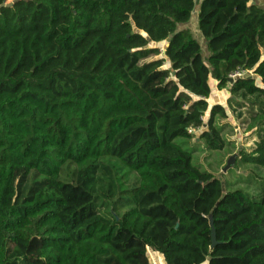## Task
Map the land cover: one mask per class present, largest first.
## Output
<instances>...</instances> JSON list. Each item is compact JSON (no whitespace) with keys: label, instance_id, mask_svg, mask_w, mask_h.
Returning <instances> with one entry per match:
<instances>
[{"label":"trees","instance_id":"trees-1","mask_svg":"<svg viewBox=\"0 0 264 264\" xmlns=\"http://www.w3.org/2000/svg\"><path fill=\"white\" fill-rule=\"evenodd\" d=\"M253 1L202 0L206 45L181 27L194 0L0 8V264H153L149 248L166 264H264V176L254 195L226 190L176 142L222 150V121L246 108L262 134L238 160L264 169V7ZM238 68L257 77L230 85ZM210 80L231 86L229 105L210 103Z\"/></svg>","mask_w":264,"mask_h":264},{"label":"rangeland","instance_id":"rangeland-1","mask_svg":"<svg viewBox=\"0 0 264 264\" xmlns=\"http://www.w3.org/2000/svg\"><path fill=\"white\" fill-rule=\"evenodd\" d=\"M192 23L193 21L189 22L187 25H192ZM196 28L193 27V31H195ZM201 37L200 40L203 42L204 37ZM166 43L167 41H164L161 43H151V45H157L163 49ZM167 65L168 64L165 63V66ZM246 76L257 77L251 70L247 72ZM210 83L214 87V92L210 97V103L213 104L219 102L229 105V98L231 97L229 89L231 86L228 85L227 88L219 90L216 86V81L210 80ZM243 111L244 116L241 118H238L236 113H234L235 116L232 115L229 119L222 121L227 125V137L229 141H231V144L228 143V145L222 150L209 149L203 141L199 140L198 136L195 138H177L176 142L193 153V161L196 165L204 170L214 173L220 178L226 190L241 189L254 195L257 192L255 188L261 185L260 183L257 185L256 182L263 178L264 169L261 171L253 164H243L238 158L241 149L250 152L256 148L262 130L258 127L249 130V121L247 119L249 118V114L246 108H244ZM207 119L208 114H205L204 121L206 122ZM196 133H199V131ZM107 160L114 163L117 168L120 167L119 162L116 160ZM125 173V170L120 172L121 175H124ZM131 176L134 177L135 174H131ZM153 252V250H149L150 259L158 262V259L154 258V255L152 256Z\"/></svg>","mask_w":264,"mask_h":264},{"label":"water","instance_id":"water-1","mask_svg":"<svg viewBox=\"0 0 264 264\" xmlns=\"http://www.w3.org/2000/svg\"><path fill=\"white\" fill-rule=\"evenodd\" d=\"M16 1L18 0H12V1H7L5 0L2 4H0V8L2 7H8V6H12ZM195 1V6L194 9L192 11V16L190 21H188L186 23V26L184 28H190L192 30V32L194 33L195 37L196 35L199 33L198 31H201L199 28V13H200V6H201V2L202 0H194ZM255 1H253L254 3ZM193 21L192 25H187L189 22ZM185 24V23H184ZM182 25V24H181ZM197 28H196V27ZM193 27L196 28L195 31H193ZM197 31V32H196ZM202 33V32H201ZM203 36V34H202ZM204 37V36H203ZM197 38V37H196ZM198 39V38H197ZM205 39V38H204ZM199 40V39H198ZM200 41V40H199ZM201 42V41H200ZM203 45H206V40L205 42H201ZM231 82H233L232 79H230ZM213 240H214V244L216 243V235L215 233L213 234Z\"/></svg>","mask_w":264,"mask_h":264},{"label":"built area","instance_id":"built-area-1","mask_svg":"<svg viewBox=\"0 0 264 264\" xmlns=\"http://www.w3.org/2000/svg\"><path fill=\"white\" fill-rule=\"evenodd\" d=\"M161 50H162L163 52L165 51L164 48H163V49L161 48ZM248 71H250V70L245 69V68H238V69H236V70L230 72L229 75H228L230 85L232 84V82L230 81V79H232L233 82H234L236 79H238V78H240V77H244V76H246V74H247ZM202 119L204 120V116L202 117ZM189 131H190L191 133H196V132L200 131V128H199V127H191V128L189 129Z\"/></svg>","mask_w":264,"mask_h":264},{"label":"crops","instance_id":"crops-1","mask_svg":"<svg viewBox=\"0 0 264 264\" xmlns=\"http://www.w3.org/2000/svg\"><path fill=\"white\" fill-rule=\"evenodd\" d=\"M255 2H257L258 4H260V5H262L263 7H264V0H254ZM186 26V23L185 24H182L181 25V27H185ZM197 32V31H196ZM199 33L196 35V37L200 40L202 37V33H201V31H198ZM201 41V40H200ZM203 42H205V39H204V41ZM225 104V103H224ZM149 250H152L151 248H149L148 249V253H149ZM154 251V250H153ZM155 252V253H154ZM153 252V254H152V256L154 257V258H156V259H158V262H156V261H154V260H151V262L153 263V264H166V262H165V259H164V257H163V255L162 254H160L159 252H157V251H154Z\"/></svg>","mask_w":264,"mask_h":264}]
</instances>
